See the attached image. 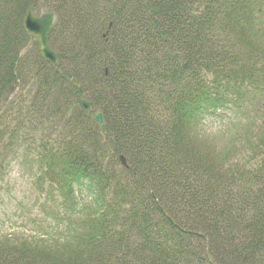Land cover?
<instances>
[{
  "label": "trees",
  "instance_id": "trees-1",
  "mask_svg": "<svg viewBox=\"0 0 264 264\" xmlns=\"http://www.w3.org/2000/svg\"><path fill=\"white\" fill-rule=\"evenodd\" d=\"M246 94L251 131L200 133ZM16 157L63 227L1 237L0 264H264V0H0V169Z\"/></svg>",
  "mask_w": 264,
  "mask_h": 264
},
{
  "label": "rangeland",
  "instance_id": "rangeland-1",
  "mask_svg": "<svg viewBox=\"0 0 264 264\" xmlns=\"http://www.w3.org/2000/svg\"><path fill=\"white\" fill-rule=\"evenodd\" d=\"M42 12V9H37L35 14ZM256 99L254 94H246L237 109H218L211 114H205L198 127L200 133L211 142L217 141L220 147L229 145L242 132L251 131L252 122L261 121L253 112ZM31 160L16 157L0 169V238L37 235L41 227L58 232L63 227L62 220L52 215L60 208V198L51 192H40L41 188L39 190L35 186L31 177L35 165ZM87 199L88 197L83 196L82 202ZM71 216L74 221L76 215Z\"/></svg>",
  "mask_w": 264,
  "mask_h": 264
},
{
  "label": "water",
  "instance_id": "water-1",
  "mask_svg": "<svg viewBox=\"0 0 264 264\" xmlns=\"http://www.w3.org/2000/svg\"><path fill=\"white\" fill-rule=\"evenodd\" d=\"M53 23H54V14L51 11L44 12L36 16L33 15L31 8L28 9V11L26 12L23 21L27 33L37 37V42L40 46V52L42 57L48 60L51 64L56 63V54L47 43V35ZM81 105L86 110L91 107V103L83 99L81 100ZM94 120L97 124H102L103 120L101 113L99 112L95 113ZM119 160L122 165H125V161L122 156L119 157Z\"/></svg>",
  "mask_w": 264,
  "mask_h": 264
},
{
  "label": "bare ground",
  "instance_id": "bare-ground-1",
  "mask_svg": "<svg viewBox=\"0 0 264 264\" xmlns=\"http://www.w3.org/2000/svg\"><path fill=\"white\" fill-rule=\"evenodd\" d=\"M23 21H24V19H23ZM24 25V24H23ZM25 28V27H24ZM26 30V29H25ZM36 37V36H35ZM36 39H37V37H36ZM85 100V99H84ZM85 101H87V100H85ZM87 102H89V101H87ZM92 108V104H91V107L89 108V109H91ZM86 110V109H85ZM88 110V109H87ZM95 121V120H94Z\"/></svg>",
  "mask_w": 264,
  "mask_h": 264
}]
</instances>
